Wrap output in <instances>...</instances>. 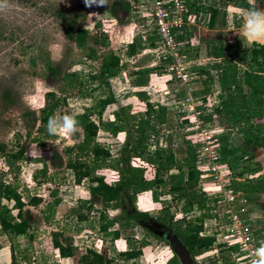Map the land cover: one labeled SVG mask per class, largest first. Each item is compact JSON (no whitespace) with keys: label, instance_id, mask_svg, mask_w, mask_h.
Segmentation results:
<instances>
[{"label":"trees","instance_id":"obj_1","mask_svg":"<svg viewBox=\"0 0 264 264\" xmlns=\"http://www.w3.org/2000/svg\"><path fill=\"white\" fill-rule=\"evenodd\" d=\"M199 9L202 7L191 2L187 20H193ZM118 10L130 13L129 1L119 0ZM215 13L216 10L213 9L210 26H213ZM56 17L60 20L65 38L74 43L87 59L99 61V68L92 72L89 78L81 79L78 70L61 71L49 66L50 70L62 74L64 84L59 91L48 89L45 92L44 104L38 113L27 112L28 115L34 116L37 125L35 132H28L27 137L31 143L38 146L48 145L49 140L55 137L47 132L48 121L52 117L62 115H71L79 120L81 133H77L78 141L72 145H66L62 150L57 148L52 150L50 162L43 160L42 168L34 171V181L38 184L49 182L52 179L51 169L72 170L77 185L82 184L84 180H89L91 184L89 197L82 201L79 212L82 213V207L89 212L96 206L100 207V230L108 231L123 218L132 219L146 227L148 223L157 222L179 235L192 252L197 264L198 258L207 256L206 254L216 246V237L204 235L203 232L205 220L213 217L212 210L215 209V205L212 204H216L219 197L209 195L201 186V171L196 165V146L188 144L183 157H179L170 146H161L157 143L155 149L151 148L150 141L159 137L169 118L168 107L159 100L153 101L151 92L145 88L149 75L155 68L143 67L135 70L133 74L138 77V88L134 91L136 102L133 105L112 109V106L118 103V98L110 80L122 72L123 63L121 55L109 48V29L105 24L126 21L115 14L113 19L98 21L95 24L98 31L94 33L84 26L76 11L58 9ZM156 46L155 36H149L146 40L142 36H136L128 44L126 53L128 56H136L142 50ZM237 46L240 47L239 44ZM249 49L251 57L244 69L235 59L224 56L222 47H216V56L220 59L210 66L216 69L221 89L226 93V98L214 109V113L206 117L213 122L215 115L223 128L219 136L223 154L229 152L231 133L235 131L242 135L245 150L251 146L264 147V44L253 42ZM246 59L247 56L243 54L242 60ZM159 67H163V64ZM202 72H205L209 79L212 77L209 68ZM88 83L106 86L109 89L107 95L95 99V89L85 87ZM208 84L209 81H206L203 87L206 94L211 92ZM73 89H77L81 97L95 99V104L85 108L82 113L71 112L68 109V98ZM195 96H202L201 91L196 89ZM3 98L12 101V94L8 89L4 91ZM108 110L110 112L106 116ZM110 114H113V119L108 117ZM100 124H108L107 129L114 136L125 134L121 155L118 157L113 156L109 148L98 142ZM28 142L22 141L18 134L14 144L0 142V158L6 164L7 173L17 174L20 171L19 163L26 158ZM235 185L238 190L245 193L264 191V178L259 181H238ZM155 189H164L172 195L173 202L180 204L181 217H176L171 211L173 204L168 202L157 215L134 207L142 193ZM50 195L49 201L40 195L24 197L16 187L4 179L0 180V199L6 197L13 200L18 208L17 213H14L9 205L0 200V229L11 241L13 260L10 264H18L15 239L33 229L34 214L30 207L44 204L42 212L45 222H49L55 214L62 199L57 189L51 190ZM129 205H133L134 209H129ZM110 207L120 209L121 213L116 217H110L108 212ZM196 210L200 213L190 217L189 214ZM81 218L86 219L88 215H82ZM116 234L119 236L118 231ZM152 234L161 238L154 231ZM32 236L31 233L30 237ZM51 237L58 256L76 258L78 264H118V260L135 259L143 254V246L132 245L120 250L119 258H115L105 248L101 251L94 248L81 251L62 231L51 232ZM128 242L130 245L133 244L131 237H128ZM171 260L180 264L175 253Z\"/></svg>","mask_w":264,"mask_h":264},{"label":"rangeland","instance_id":"obj_2","mask_svg":"<svg viewBox=\"0 0 264 264\" xmlns=\"http://www.w3.org/2000/svg\"><path fill=\"white\" fill-rule=\"evenodd\" d=\"M119 0H100L91 6L85 4V0H0V142L14 144L17 134L22 141H29L26 158L20 164L17 174L7 173L6 164L0 158V180L4 179L23 194L43 196L46 201L51 199V190L57 189L62 201L57 206L55 214L49 222H45L42 209L30 207L34 214L33 229L26 235L15 239V253L18 264H78L76 258H60L52 245L51 232L62 231L65 237L73 240V243L81 250L94 248L98 251L107 249L108 253L119 258V251L132 245L143 246V254L135 259L118 260V264H176L171 260L174 251L168 241L157 238L152 230L146 226L137 224L132 219L119 220L108 231L100 230L101 208L96 206L92 211L79 207L82 201L89 197V180H84L80 185L75 183L73 171L70 169H51L52 179L49 182L38 184L33 179L36 169L42 168V161L50 162L54 148L62 150L66 145L77 142L78 128L72 136L56 134L49 140L48 145L38 146L31 143L27 133L35 132L37 125L34 116L28 115V111L39 112L44 104V94L48 89L59 91L63 86L62 74L49 69V66L61 70H78L81 79H87L92 72L98 70L99 61H91L76 47L74 43L65 38V33L60 20L56 17V11L62 9L69 12H77L85 27L92 32L98 31L95 24L98 21L113 19L116 14L125 23L105 24L109 29L110 47L122 57V72L110 80L112 89L118 98V103L112 109H119L123 105H133L137 98L134 91L138 88V77L133 74L137 69L148 67L154 60L160 64L157 54L147 52L129 57L126 53L127 46L135 36H142L147 28L139 24L141 14L133 11L124 12L118 10ZM142 22V21H141ZM138 23V24H137ZM157 43V42H156ZM242 48H249L242 41L237 40ZM235 44V42H234ZM114 45V47H113ZM245 45V46H244ZM251 47V46H250ZM158 68V73H165L170 77V70ZM155 79V78H154ZM168 78H165V80ZM172 87H181L180 84L169 78ZM152 75L145 86L151 89L153 101L161 99L159 93L150 86ZM89 85V86H87ZM86 88H94V98L104 97L108 93L106 86L88 83ZM155 87V86H154ZM8 89L12 94V101L3 98L4 91ZM155 93V94H154ZM183 95V94H182ZM95 99L81 97L77 89H73L68 98V109L73 113H82L85 108L93 106ZM169 102V101H167ZM111 109V108H110ZM110 110L106 112V116ZM168 121L163 126L159 137L150 141L151 148L155 149L157 143L161 146L172 147L179 157L186 154L188 144L194 142V126L188 123L181 111H168ZM108 117L113 119V114ZM212 125L222 131V126L216 116H213ZM108 124H100L98 142L110 149L113 156L121 155L125 134L112 135ZM213 196V195H212ZM3 203L9 205L14 213L18 208L13 200L6 197ZM172 203L171 211L176 217H181L180 204L173 202L172 195L164 189H155L142 193L134 203V207L140 211H147L151 215H157L163 211L165 203ZM216 205L217 209L218 204ZM133 210V205H129ZM110 217H116L121 210L115 207L108 209ZM196 210L193 214H198ZM88 215L82 219L81 216ZM119 232V236L116 234ZM32 233V237L30 234ZM128 237L132 238L129 244ZM144 244V245H143ZM224 248V247H223ZM217 248L209 251L205 257L197 259V264H244L239 261L229 249ZM12 258L11 241L0 229V264H10ZM196 261V259H195Z\"/></svg>","mask_w":264,"mask_h":264},{"label":"built area","instance_id":"obj_3","mask_svg":"<svg viewBox=\"0 0 264 264\" xmlns=\"http://www.w3.org/2000/svg\"><path fill=\"white\" fill-rule=\"evenodd\" d=\"M133 11L141 14L144 37L155 36L157 46L153 52L163 64V70H170V78L181 86L182 98L177 108L194 126V142L197 147V167L201 171L200 183L209 195L219 197L217 202L221 219L216 244L233 248L235 256L244 264L255 259V249L261 240L252 223V216L246 205L235 206L236 195L231 191L234 176L231 167L224 161L221 151L220 132L206 117L212 115L210 102L195 96L199 73L190 69L185 44L190 42L187 20L189 4L193 0H128ZM137 23V24H138ZM196 43H199L197 41ZM215 116V115H213ZM236 248V250H234Z\"/></svg>","mask_w":264,"mask_h":264},{"label":"crops","instance_id":"obj_4","mask_svg":"<svg viewBox=\"0 0 264 264\" xmlns=\"http://www.w3.org/2000/svg\"><path fill=\"white\" fill-rule=\"evenodd\" d=\"M192 2L201 6L202 9L196 12L195 18L188 25L190 42L185 44V48L188 52L191 70L197 72H202L208 68L210 70L212 76L210 79L205 72L199 73L197 89L201 91L202 96L200 98L210 102L214 112V109L226 98V93L222 91L219 84L216 69L210 67L220 59L216 56V47H222L224 56L235 59L241 68L247 67L251 57L249 48L253 42L244 40L237 34L242 33L245 23L244 18L248 11L255 7L264 8V0H193ZM213 9L216 10L215 19L213 26H210V16ZM134 37L132 35L131 42ZM237 40L242 41L249 48L238 47ZM197 41L199 43H196ZM152 49L146 48L141 53L153 52ZM153 54L155 53L153 52ZM243 54L247 56L246 60H242ZM156 61L154 60V63L148 66L155 68L150 74L152 80L156 81L154 83L150 82V86H153L156 92H160L161 99L158 100L166 105L170 112H176L177 103L182 98L181 87H172L175 83L168 80L170 77H165V73H158L157 70L162 63L160 61V64L156 65ZM165 78L168 79L165 80ZM206 81H209L208 86L211 87V92L208 94L203 92ZM150 88L148 87L149 91H151ZM230 141L229 152L224 154L223 158L225 163L231 167L232 175L235 177L230 186L232 193L237 197L235 206H247L252 216L251 221L257 228L256 234L261 242H264V238L261 236H264V191L245 193L238 190L235 185L238 181H259L264 178V147L251 146L245 150L242 135L236 131L231 133ZM221 210V208L217 209L215 205V209L212 210L213 217L205 220L204 235L216 237V234L220 231L217 224L221 219V212H219ZM223 247L228 248L226 244L218 243L214 249ZM228 249L229 252L234 254L232 247Z\"/></svg>","mask_w":264,"mask_h":264},{"label":"clouds","instance_id":"obj_5","mask_svg":"<svg viewBox=\"0 0 264 264\" xmlns=\"http://www.w3.org/2000/svg\"><path fill=\"white\" fill-rule=\"evenodd\" d=\"M93 3H100V0H85L87 6H91ZM244 20L242 33L237 35L254 43H264V8L255 7L249 10ZM79 127L80 122L74 116L62 115L49 119L47 132L49 135L72 136ZM254 257L251 264H264V244L255 249Z\"/></svg>","mask_w":264,"mask_h":264},{"label":"water","instance_id":"obj_6","mask_svg":"<svg viewBox=\"0 0 264 264\" xmlns=\"http://www.w3.org/2000/svg\"><path fill=\"white\" fill-rule=\"evenodd\" d=\"M147 227L161 237L166 238L174 253L176 254L180 264H196L195 257L193 256L192 252L184 244L176 232L167 230L165 226L157 222L148 223Z\"/></svg>","mask_w":264,"mask_h":264}]
</instances>
